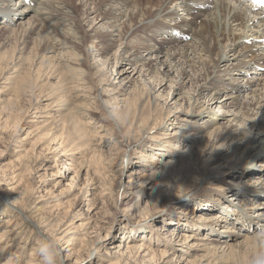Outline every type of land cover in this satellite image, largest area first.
I'll return each instance as SVG.
<instances>
[{
  "label": "rangeland",
  "instance_id": "obj_1",
  "mask_svg": "<svg viewBox=\"0 0 264 264\" xmlns=\"http://www.w3.org/2000/svg\"><path fill=\"white\" fill-rule=\"evenodd\" d=\"M61 1L58 0L56 6L63 7ZM30 2L33 3L29 7L37 6L36 0ZM66 2L71 5L69 9L64 7L63 11H71L72 16L76 17L67 20L64 15L61 17L59 14L58 18L62 19L55 21L54 31L43 25L31 32L26 25H20L18 20L8 25L9 29L0 35V180H3L0 188L7 192L18 185L16 191H22L24 196L22 195L21 200L25 202L24 206L20 205L21 208L43 200L37 208L25 212L26 217L35 222L29 228L23 225L25 221L21 219L19 212H0V235L6 229L23 225L10 237L5 236L4 242L8 245L6 251L0 253V264H4L9 256L14 257L15 254L20 257H16L18 261L13 264H28L29 261L41 264L38 249L35 250L41 241L46 240L37 233V224L41 222L42 225L49 224L51 232L45 235L49 239L50 235L55 237L64 229L75 228L72 230L74 234L70 236L78 238L76 244L59 254L57 264L70 252V263L139 264V261L137 263L129 255V251L126 252L132 240V244L144 243L152 251L157 250L155 256L151 254L145 259L152 263L161 259L158 251L166 248L168 254H173L169 258L171 264H209L213 259L220 260L222 257V264H248L254 247L246 244L245 236H237L231 241L232 238L216 235L207 228L183 225L187 220H212L221 223L222 220L214 218L229 212L232 218L223 224L224 229L217 227L219 232H226L228 227L236 229V235H251L252 231H256V225L250 228L245 226L246 231L240 230L242 225L236 223V219L239 221L240 217L234 209L257 213V203L264 201V197L252 196L251 201H248L251 197L239 195L224 183L214 181V177L222 176L223 172L213 169L220 165L212 163L214 154L222 153L221 148L226 145L223 159L219 163L227 168L232 163L243 160L242 157L246 156L244 148L234 153L232 142L222 140L216 143L214 137L212 143L208 144L207 136L214 127L198 132L189 127V124L175 126L177 116L183 119L180 116L181 108L184 110L188 106L186 103L181 105V98H188L183 92L188 91L189 86L182 89L181 96L172 91L165 101L161 97L162 90L158 91L159 88L155 86L149 89L151 94L143 91L144 84L154 82L153 75L143 79L136 75L133 83L126 87L120 85L123 78L117 79L120 78L116 76L120 66L114 55L122 53L121 43L116 42L108 55L98 51L96 45L99 44V39L92 41L88 36L84 41L76 40L79 44L72 47L75 36L87 34L93 26L102 28L101 24L108 23L109 20L100 21L104 16L100 0H93L92 5L83 4L80 0ZM90 8L95 9L96 13H91ZM34 15L37 12L32 11L27 17ZM94 19L96 21H91ZM2 24L4 25L1 16L0 25ZM71 25H75V30ZM69 27L72 29L69 30ZM70 33H73L72 37ZM105 35L103 34V38H106ZM53 36L67 48L63 49ZM54 48L56 49L53 50ZM249 75L248 79H252V74ZM130 77L133 78V74ZM175 77V73L171 75L172 79ZM111 82L112 86L109 85ZM119 87H124L122 93L118 92ZM208 94L210 97L213 91L209 90L206 96ZM214 94L217 95L218 103L213 106L211 118L224 124L232 122L233 110L228 112L229 109H219L220 102L225 99V92ZM241 94V101L244 102L247 93ZM109 108L117 111V121L108 117ZM239 109V115L244 117L242 112L248 109H245L243 103ZM88 110L90 116L83 117L81 112ZM202 118L197 121L205 127L207 121ZM90 121L91 124H88ZM167 122V128L163 129L162 126ZM241 126V122H238L237 127ZM178 131L187 137L170 142ZM256 132L258 131L254 129L252 136ZM201 138L205 143H201L198 149L199 145L195 143L201 141ZM160 141L163 144H158ZM147 146L151 149L148 150ZM198 158L201 160H197ZM230 172L234 174V169ZM238 175L229 177L227 182L237 183L240 180ZM244 178L251 180L254 188L260 191L263 189L264 178L260 175ZM216 189L223 196H218ZM241 199L244 202H240ZM213 200L219 206L215 210L204 212L201 203L204 205L206 201ZM229 203L233 204L230 209L234 212L228 209ZM185 204L187 205L184 206ZM1 205L0 202V207ZM171 209L178 215L169 216L165 220V211ZM178 217L182 220L181 225H174ZM259 226L264 227V223ZM160 227L167 229L163 237ZM171 230L187 233L192 236L190 241L195 238L193 243L202 239L215 240L211 245L215 248L212 252L217 248L219 251L214 256L200 251L188 256L187 249L182 246L170 249L164 244H156L157 241L168 243ZM19 232L21 233L18 234ZM16 234L19 237L11 241ZM216 240H228L230 245H235V251L225 249L227 244H220ZM2 245L5 244H0V247ZM119 245L122 249L117 253L116 246ZM21 246L24 248L21 249ZM66 246L65 244L64 247ZM90 253L92 261H88ZM203 255L205 256L202 257Z\"/></svg>",
  "mask_w": 264,
  "mask_h": 264
},
{
  "label": "bare ground",
  "instance_id": "obj_2",
  "mask_svg": "<svg viewBox=\"0 0 264 264\" xmlns=\"http://www.w3.org/2000/svg\"><path fill=\"white\" fill-rule=\"evenodd\" d=\"M26 1L28 4L24 0H0V17L2 16V21L4 22V25H0V35L3 31L9 29L10 26L8 27V25L16 23L15 21L18 20H20L18 21L20 22V25H26L28 30L31 32H33L39 26L43 27V25H45L48 30L51 29V31H54L55 21H60L62 19L58 18L59 14L61 17L64 15L65 19L67 20L68 18L73 19V17H76L72 16L71 11H63L64 7L69 9L71 5L70 3L67 5L66 0L61 1L62 6L64 4L63 7L56 6L58 4V0H36L37 6L35 8L29 7L33 2H30V0ZM70 1L71 0H69V2ZM80 1L86 5H92L93 3V0ZM100 1L102 7L104 8V16H102L100 21L103 22L104 20H109L108 23L105 22V24H101L102 28H96V26H93V28L87 34L83 33L79 37L75 36L74 39H72V41L74 40L75 42L72 47H76L77 44H79L77 41H84L86 36H88L92 41L99 39V44L96 45L97 49H99L98 51L100 53L102 52L101 54L106 53V55H108L110 48L113 47L116 42L121 43L123 46L122 53L119 55H114L116 56V63L120 66V70L116 75L120 76V78L117 79L123 78L120 82V85L126 87L130 83H133L134 77L136 75H138L137 78L142 77V79L153 75L152 77L154 78L152 79H154V82L151 84V82L147 81L148 85L144 84L145 86L143 91H146L147 94H151L150 90L153 89L151 86H155L159 88L158 91L162 90L160 92L161 97L164 98L165 101L169 99L172 91L179 93L178 95L181 96L180 93L182 89H185L187 86H189V90H185L183 92V94H186L188 98H181V105L183 106L184 103H186L188 106L184 110L181 108L180 116H183V119H180V117L177 116L175 118V126L179 125L180 127H183L185 124H189V127L196 129L198 132H202L214 127V129L211 131V134L207 136L208 144L212 143V137H214L216 143H219L222 140H225V142H232L231 146L234 153L244 148L243 153L246 154V156L242 157L243 160L240 162L237 161L234 164L232 163V166H227V168L225 166L222 167L224 164L219 163L221 159H223V150L225 149L226 145L222 146V153L220 152L218 154H214V160L212 163H218L220 165L213 169H220V171H223L221 172L222 176L214 177V181L224 183L228 189L234 192L237 191V194L239 195L241 194L244 195V197H251L248 199V201H251L253 198L252 196L264 197V187L260 191L251 185V180L244 178L247 176H253L255 174L260 175L261 178H264V10L256 8L254 5L250 4L248 0ZM32 11L37 12V15L27 17L30 13H32ZM90 11L91 13H96L95 9H91ZM123 17L124 19L122 20ZM96 20L94 19L91 21ZM91 21L89 22L91 23ZM71 26L74 27L75 30V25ZM71 29L72 28L69 27V30ZM63 33L69 35V33ZM70 34H72V37L73 33ZM103 34H106V38H103ZM54 39H56V42L61 43V41L58 40L56 36ZM54 46L56 45L54 44ZM61 47L63 46L61 45ZM65 48L63 47V49ZM55 49L56 48L53 50ZM57 50H59V48ZM153 56H155V58H153ZM60 60L63 61L61 58ZM174 73L176 77L172 79L171 75ZM132 74L133 78L130 77ZM249 74H252V79H248ZM143 83L144 82H142V85ZM109 85L112 86L113 83L111 82ZM124 87L117 88L118 92L122 93ZM209 90L213 91V94H211L210 97L209 94L206 96V93ZM191 91L192 93H190ZM221 92H225V99L220 102L219 109L224 108L229 109L228 112H231V110L234 112L232 114L234 116V120L232 122L228 121V123L225 124L220 123L221 121L217 122L216 118H211L213 106L218 103L217 95L214 93L220 94ZM242 92L247 93L244 102L241 101ZM164 93H167L166 97L164 96ZM116 98L117 97H115V99ZM205 98L207 100H204ZM183 100L185 101L183 102ZM201 100H204V102H201ZM155 101L158 102L157 100ZM242 103L245 105V109H248L247 111L242 112L244 117L239 115V107ZM178 105L180 104L178 103ZM81 113L83 117L84 115H86V117L90 116L89 110L82 111ZM200 117H203L202 119H205V122L207 121L205 127L201 126L197 121ZM244 121H247L248 123H244ZM233 122H235V124H233ZM238 122H241V127H237ZM88 124H91V121ZM167 124L168 122L165 126L162 124L163 129L165 127L167 128ZM243 129H246V131ZM254 129H256L258 132L252 136V131ZM246 133H248V135ZM179 134L180 136L178 137ZM182 137L187 136H184L183 133L178 131L175 132L174 136L172 137L173 140L169 141H178ZM202 139L203 138H201V141H197L195 143H198V149H200L201 143H205L202 142ZM160 143L163 144L161 141L158 142V144ZM149 149H151V147H148V150ZM174 149L178 150V147H175ZM226 149H228V147ZM197 160L201 159L198 158ZM233 169L234 174H232L233 172H230V170ZM122 174H125L124 163ZM237 174H239L238 178L240 179L237 181V183L227 182L229 177ZM15 177L16 176H13V178ZM1 181L3 180H0V183H2ZM17 186H13L7 192L0 188V197L2 199L0 201L2 203L0 212H19V216L21 215V219L25 221V224L23 225L26 228H29L31 225H35V222L33 219H29V217L27 218L25 212H30L32 209L37 208V206H39L43 200L38 201V203L36 201L32 202V204H34L33 206H31V204L27 207L21 208V206H24L23 203L25 202L21 200L23 195L22 191H16ZM216 192L218 196H223L218 189H216ZM237 199L238 198H236V200ZM240 202H244V200L241 199ZM225 203L228 202L226 201ZM186 205L187 204L184 206ZM232 205L233 204H230L228 209H230ZM257 205L259 210H257V213L254 214L248 212V210L245 209H234L237 216L240 217L239 221L236 219L237 225H242L240 230L245 229L244 231H246L247 227L245 226L250 228L255 225L258 226V228H261L259 225L264 223V201H260V203H257ZM201 206L205 212L208 210H215L219 204L213 200L212 202L206 201L204 205L201 203ZM230 211L234 212L232 209H230ZM175 215L178 214L175 212V210L171 209L165 211L163 216H165L166 220V218H169V216L172 217ZM229 215L230 214L228 212L226 215L223 214L214 218L215 220H222L221 223L219 221L215 223L212 222V220L208 222L187 220L186 224L183 225L194 228L196 227L199 229L207 228L215 232L216 235H226L225 238H232L231 241H234L237 236H245L247 238L246 244L249 243L250 247H255V242L252 235H243L241 233L236 235V229L232 227H228L226 232H219L217 227L224 229L223 224L229 221V218H232ZM176 219V224L174 225H181L182 220L179 217ZM7 223L9 224L11 222ZM41 223H38V226L36 225L38 228L37 233L42 235L44 238L49 239L45 236L51 232L49 229V224L44 223L45 225H42ZM23 225L14 229H6L2 232L0 235V244L4 243L5 245L0 247V253L6 251L8 245V243L4 242L5 236L7 235V238L10 237L15 233V231H17V229H21ZM7 228H9V226ZM258 228H256V230ZM74 229V227L64 229L59 234H56L55 237H51L50 235L52 240L58 242L60 253L66 251L71 245L76 244L78 238L75 239L70 236V234H74V232H72ZM160 231V234L163 237L166 235L167 229L160 227ZM175 231L176 230H171L168 234V243L157 241L156 244H164L170 249H177L178 247L182 246V248L187 249L186 253L188 256H190L192 252L197 251L206 252V255L211 254L214 256L217 254V251H219L217 248L214 253L212 252L215 248H212L211 245L215 240L211 241L208 238L209 240L202 239L200 242L196 241L193 243L195 238H192L193 240H191V242L190 239L192 236L187 235L185 232ZM20 233L21 232L18 234ZM18 234L14 235L13 238H11V241L17 239V237H19ZM66 239L68 240L66 241ZM149 241L154 242L152 239H149ZM216 241H219L218 243L220 244H227V246L224 247L225 249H231V252L235 251V245H230L228 240ZM133 242L134 241L132 240L129 243L126 252L129 251V255H132V257L136 259L135 261L137 263L171 264L169 258L173 254H168L169 251L166 250V248H163L162 251H158V254H161V259H158L152 263L150 260L145 259L151 254L155 256L157 254V250L152 251V249H150L147 244H132ZM65 244L67 245L66 247H64ZM23 248L24 247L21 246V249ZM116 248L118 251L116 252L119 253V251L122 249V246L119 245L116 246ZM36 249L38 248H35V250ZM182 252L184 251L182 250ZM122 255L124 256V254ZM204 256L205 255L202 257ZM16 257H20L19 254H15L14 257L9 256L8 260L4 264H13L14 262H17L18 259ZM71 258L72 254L70 252V254L66 255V257L62 259L61 263L59 264H82V262L79 261L70 263L72 260ZM222 258L220 260L215 258L216 260L213 259V262H210L209 264H222ZM90 259L91 253L88 261H92ZM182 261L184 260L182 259ZM28 264L34 263L29 261ZM124 264H129V262H125Z\"/></svg>",
  "mask_w": 264,
  "mask_h": 264
},
{
  "label": "clouds",
  "instance_id": "obj_3",
  "mask_svg": "<svg viewBox=\"0 0 264 264\" xmlns=\"http://www.w3.org/2000/svg\"><path fill=\"white\" fill-rule=\"evenodd\" d=\"M108 117L114 121L118 120V113L114 108H109ZM255 247L248 259V264H264V227L252 232ZM41 264H57L60 254L58 242L52 239L43 240L38 247Z\"/></svg>",
  "mask_w": 264,
  "mask_h": 264
},
{
  "label": "snow or ice",
  "instance_id": "obj_4",
  "mask_svg": "<svg viewBox=\"0 0 264 264\" xmlns=\"http://www.w3.org/2000/svg\"><path fill=\"white\" fill-rule=\"evenodd\" d=\"M253 3L261 7H264V0H253Z\"/></svg>",
  "mask_w": 264,
  "mask_h": 264
}]
</instances>
